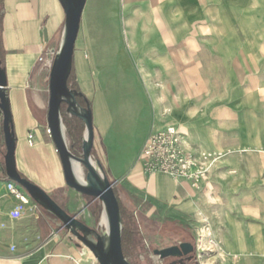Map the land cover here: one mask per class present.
I'll use <instances>...</instances> for the list:
<instances>
[{"label": "crops", "instance_id": "1", "mask_svg": "<svg viewBox=\"0 0 264 264\" xmlns=\"http://www.w3.org/2000/svg\"><path fill=\"white\" fill-rule=\"evenodd\" d=\"M120 4L116 31L125 39L110 53L86 27L83 11L71 77L91 108L92 158L131 220L134 240L145 254L146 231L153 225L192 234L205 221L212 238L223 240L227 257V247L239 249V258L227 264H264V161L246 160L248 153H264V0ZM63 27L58 0H0V58L15 163L23 178L66 213L95 228L96 200L66 184L47 133L50 65ZM104 56L109 64H102ZM62 123L67 145L79 155L84 124L66 112ZM169 125L178 128L184 150L220 156L198 189L149 174L137 159L148 135ZM3 153L0 137V264H92L51 213L38 206L37 217L29 212L14 217L18 201L7 191L13 182L4 173ZM248 198L258 202L253 211L239 203Z\"/></svg>", "mask_w": 264, "mask_h": 264}, {"label": "water", "instance_id": "2", "mask_svg": "<svg viewBox=\"0 0 264 264\" xmlns=\"http://www.w3.org/2000/svg\"><path fill=\"white\" fill-rule=\"evenodd\" d=\"M64 13V27L61 46L52 62L49 73L47 128L58 154L66 184L75 191L98 200L102 205V216L107 224L103 232L89 227L75 216L66 213L37 185L23 178L16 169L15 136L12 114L6 91V75L0 64V117L2 145L4 146L3 167L6 177L22 187L32 200L43 210L55 216L94 257L98 264H129L121 244L122 220L119 202L113 186L93 160L92 113L88 102L82 106L77 97L80 93L69 88L75 42L78 36L81 17L87 0H58ZM63 108L70 116L84 124V137L81 153L77 155L67 145L65 127L62 123ZM81 171V177L77 173ZM153 254L160 260L177 258L178 264L189 260L194 246L188 241L162 249H154Z\"/></svg>", "mask_w": 264, "mask_h": 264}, {"label": "rangeland", "instance_id": "3", "mask_svg": "<svg viewBox=\"0 0 264 264\" xmlns=\"http://www.w3.org/2000/svg\"><path fill=\"white\" fill-rule=\"evenodd\" d=\"M122 0H87L85 8H84V23L86 27L94 29V34H97L99 39L103 40V44L105 47H108L105 53H110V49L112 47H116L120 41H124L125 34L122 31H116V25L118 21L122 19L120 3ZM110 57L104 56L102 58V64H109ZM115 60L117 58H114ZM127 60V58H124ZM110 73L104 74V76H110ZM63 112L65 113V108H63ZM248 143V142H247ZM261 156V157H260ZM246 160L248 162H255L258 160L264 161V153L263 154H254L248 153L246 155ZM213 168V167H212ZM210 169V171L212 170ZM245 171L250 172L252 169H246ZM264 172V169L260 170ZM264 175V173H263ZM264 179V177H263ZM257 180L256 182H258ZM254 183V182H253ZM239 197V196H238ZM208 199L211 201L212 198L209 196ZM241 205H245L247 211H253L257 208L258 202L253 200L250 201L249 198L242 202H239ZM94 206L98 209L97 218L95 222V228L97 231L100 229L104 230L103 225L101 224V215H102V205L96 200ZM180 238L183 241H180ZM188 239L190 243L194 246V261L187 264H227L231 259L237 260L240 255H238L239 249L228 248L227 251L231 254L230 258L227 257L223 250L222 242L219 240H214L212 238V233L208 226L204 224L200 229L194 230L191 232L185 233V230L180 228L179 226L172 225L171 227L165 228L160 227V229L156 226H152L149 230L146 231V252L142 254L143 250L140 246V241L138 239L134 240V248L133 251L128 254V262L129 264H168L171 260L170 258L165 260H160L158 256L153 254L154 249H162L172 245H176L180 242H184V240ZM215 241L218 244V248L215 247L211 241ZM180 241V242H179ZM80 244V242L77 240ZM81 248H84L80 244ZM221 251L224 253L227 262L224 263L221 260ZM142 254L143 260L141 261L139 258V254ZM235 254V257L233 255ZM257 254H260L259 252ZM251 255V254H243ZM85 258H88L92 264H98L97 262L92 261V254L88 251L85 255Z\"/></svg>", "mask_w": 264, "mask_h": 264}, {"label": "built area", "instance_id": "4", "mask_svg": "<svg viewBox=\"0 0 264 264\" xmlns=\"http://www.w3.org/2000/svg\"><path fill=\"white\" fill-rule=\"evenodd\" d=\"M47 133L49 134L48 130ZM31 138L32 136L28 135V144H32ZM137 159L144 162L149 174H163L174 180L187 182L192 188L198 189L220 156L217 154L197 156L184 150L178 128L169 125L148 135L138 152ZM7 191L18 201L14 217H19L25 212L34 217L38 216V205L22 187L10 183L7 185ZM81 255L85 253L82 252Z\"/></svg>", "mask_w": 264, "mask_h": 264}, {"label": "trees", "instance_id": "5", "mask_svg": "<svg viewBox=\"0 0 264 264\" xmlns=\"http://www.w3.org/2000/svg\"><path fill=\"white\" fill-rule=\"evenodd\" d=\"M0 64H1L2 70H4L1 58H0ZM67 84H68L70 89L76 91L77 93H80V96L77 97V101L82 106H84V104H85V102H87V100H86L85 96L83 94H81L78 86L72 81L71 73H70V76L67 80ZM68 133H69L70 138L73 141L71 130H68ZM79 141L82 142V138H80ZM119 208H120L121 220H122L121 244H122L123 254H124L125 258H127L128 254L130 252H132L133 248H134L135 231L131 230V227H130L131 220L127 217V215L125 214V212L123 211V209L121 208L120 205H119ZM99 232H103V229H100Z\"/></svg>", "mask_w": 264, "mask_h": 264}, {"label": "flooded vegetation", "instance_id": "6", "mask_svg": "<svg viewBox=\"0 0 264 264\" xmlns=\"http://www.w3.org/2000/svg\"><path fill=\"white\" fill-rule=\"evenodd\" d=\"M1 118V117H0ZM0 137L2 139V133H1V121H0ZM190 259L189 260H184L183 264H187L190 263L192 261H194V256L193 253L191 255H189ZM171 260L168 262V264H178V260L177 258H170ZM165 260V259H164Z\"/></svg>", "mask_w": 264, "mask_h": 264}, {"label": "bare ground", "instance_id": "7", "mask_svg": "<svg viewBox=\"0 0 264 264\" xmlns=\"http://www.w3.org/2000/svg\"><path fill=\"white\" fill-rule=\"evenodd\" d=\"M210 155H212V153H210ZM77 173H78V175L81 177L82 175H81V171H80V169L77 167ZM101 224L104 226V225H106L107 224V222H106V218H105V215H103L102 216V219H101ZM88 252V250L84 247V249H83V253H87ZM93 259V262H96V260L94 259V257L92 258Z\"/></svg>", "mask_w": 264, "mask_h": 264}]
</instances>
